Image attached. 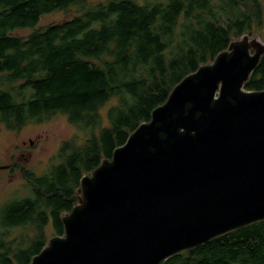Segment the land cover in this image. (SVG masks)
I'll use <instances>...</instances> for the list:
<instances>
[{
  "label": "trees",
  "instance_id": "16d2710c",
  "mask_svg": "<svg viewBox=\"0 0 264 264\" xmlns=\"http://www.w3.org/2000/svg\"><path fill=\"white\" fill-rule=\"evenodd\" d=\"M73 8L71 18L36 28ZM255 28L264 41L260 0H0V126L20 133L61 113L85 136L63 142L42 175L19 168L28 192L0 210V264H30L48 245L49 226L64 236L82 178L112 159L184 78ZM22 29L32 32L17 36ZM244 88L264 90V55ZM111 102L106 125L101 111ZM163 264H264V221Z\"/></svg>",
  "mask_w": 264,
  "mask_h": 264
},
{
  "label": "water",
  "instance_id": "95a60500",
  "mask_svg": "<svg viewBox=\"0 0 264 264\" xmlns=\"http://www.w3.org/2000/svg\"><path fill=\"white\" fill-rule=\"evenodd\" d=\"M263 55L245 35L184 78L30 264H163L264 221V90L244 89Z\"/></svg>",
  "mask_w": 264,
  "mask_h": 264
},
{
  "label": "rangeland",
  "instance_id": "374dc122",
  "mask_svg": "<svg viewBox=\"0 0 264 264\" xmlns=\"http://www.w3.org/2000/svg\"><path fill=\"white\" fill-rule=\"evenodd\" d=\"M260 1L264 11V0ZM74 13L75 9L73 8L68 12L45 15L36 28L62 22L71 18ZM31 32L32 29H22L17 30L15 34L25 37ZM262 32V29L255 28L252 37L246 35L250 39L256 38L264 43ZM113 104L115 103L107 104L101 111L106 125L108 124L106 112ZM74 136L78 137L79 144L85 139V136L72 126L67 117L61 113L52 115L48 121L42 123H30L20 133L10 132L4 126H0V210L8 200L27 195V183L22 178L19 168L30 169L38 175L46 173L52 165L51 159L58 154L62 143ZM2 166L6 168L1 169ZM46 233L49 240L55 236L52 226L46 229ZM17 234L18 232L15 231L13 236H17Z\"/></svg>",
  "mask_w": 264,
  "mask_h": 264
}]
</instances>
